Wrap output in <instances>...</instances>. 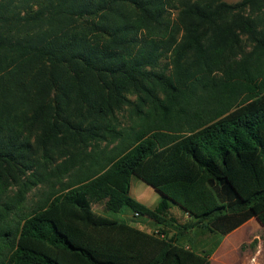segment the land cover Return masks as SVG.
Masks as SVG:
<instances>
[{
    "label": "trees",
    "instance_id": "1",
    "mask_svg": "<svg viewBox=\"0 0 264 264\" xmlns=\"http://www.w3.org/2000/svg\"><path fill=\"white\" fill-rule=\"evenodd\" d=\"M251 219L264 229V0H0V264H211Z\"/></svg>",
    "mask_w": 264,
    "mask_h": 264
},
{
    "label": "rangeland",
    "instance_id": "2",
    "mask_svg": "<svg viewBox=\"0 0 264 264\" xmlns=\"http://www.w3.org/2000/svg\"><path fill=\"white\" fill-rule=\"evenodd\" d=\"M226 3L230 5H234L238 3L240 0H224ZM249 13V10H248ZM242 38V44L240 47V43L238 44L239 47L237 49V53H239V57L245 56L253 52L257 42L255 39L248 35H244ZM120 119L123 118V122L129 124L130 123V116L127 111L123 114L121 113ZM104 147V144L101 145V148ZM97 152L98 149L94 146H89L87 148L86 153L89 152ZM60 151H56L55 154L51 157L56 158L58 157ZM42 157V151H39ZM61 160H57L53 164L55 166ZM41 163L45 162L44 159L40 160ZM24 177H22V180ZM58 188V186H56ZM10 196H15L20 186H12L10 187ZM46 191V188L43 185L33 186L26 194H25V201L24 207L25 210H29L34 203L39 200L41 195ZM130 196L138 203L144 205L149 209H153L157 202L162 198L161 194L158 193L155 189H153L150 185L146 184L136 176L131 177V188H130ZM92 208L95 212L99 214H105L111 217H115L121 220H124L131 225L145 231L151 232L155 229V225L152 224L149 220L140 217H134L132 213L126 209L120 210L115 206H111L108 203L104 202L99 205H92ZM175 210L179 211L176 212ZM171 213L175 216L180 222H182L183 215L180 213L178 207L174 206L171 209ZM193 234V233H192ZM194 235V234H193ZM238 236H242V239L239 242V247H233L226 250L225 254L214 252L210 257L211 264H253L254 261L256 264H264V229L260 226V224L256 221V219L250 220L248 224L243 226L239 233L234 234V236L230 239L236 238ZM236 240V239H235ZM234 240V242H235ZM213 237L212 236H197L193 240L194 246L198 249L201 248H209L212 244ZM255 264V263H254Z\"/></svg>",
    "mask_w": 264,
    "mask_h": 264
},
{
    "label": "crops",
    "instance_id": "3",
    "mask_svg": "<svg viewBox=\"0 0 264 264\" xmlns=\"http://www.w3.org/2000/svg\"><path fill=\"white\" fill-rule=\"evenodd\" d=\"M175 211H176V212H179V211H177V210H175ZM180 213H181V212H180ZM251 220H252V219H251ZM249 222H250V220H249L248 222H246L243 226H245V225L248 224ZM243 226L239 227V228L236 229L235 231H233V232H231L230 234H228L227 236H225V237L222 239V241H221L219 247L217 248L216 252H219V253H223V254H225L226 250H228L229 248L239 247V242H240V240L242 239V236H238V237H236V238H233L232 241H230V239L234 236V234L239 233L240 229H241ZM235 239H236V240H235ZM234 240H235V242H234ZM256 262H259V261H256V260H255L254 263L256 264ZM254 263H253V264H254Z\"/></svg>",
    "mask_w": 264,
    "mask_h": 264
}]
</instances>
